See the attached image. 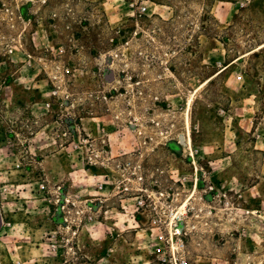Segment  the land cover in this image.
I'll return each mask as SVG.
<instances>
[{
    "label": "rangeland",
    "instance_id": "rangeland-1",
    "mask_svg": "<svg viewBox=\"0 0 264 264\" xmlns=\"http://www.w3.org/2000/svg\"><path fill=\"white\" fill-rule=\"evenodd\" d=\"M54 88L98 173L136 151L150 188L175 194L190 264H264V0H0V264H62L39 247L35 184L86 155L64 150ZM113 222L81 233L71 264H161L145 232Z\"/></svg>",
    "mask_w": 264,
    "mask_h": 264
},
{
    "label": "built area",
    "instance_id": "built-area-1",
    "mask_svg": "<svg viewBox=\"0 0 264 264\" xmlns=\"http://www.w3.org/2000/svg\"><path fill=\"white\" fill-rule=\"evenodd\" d=\"M146 10L145 5L138 8L140 15ZM63 51L61 49L60 53ZM60 94V89L54 88L44 104L45 109L49 112L53 108L51 100H60L67 113L62 110L57 123L65 126L63 136L69 142L68 146H61L71 158L84 153L86 164L82 161L85 167L78 170V162L71 160L67 177L53 184L44 179L36 182V198L46 204L45 212L51 224L41 237L39 247L62 264L75 263L79 260L78 238L81 233L86 232L93 237L98 228L112 229L108 222L113 220L117 229L145 232L150 244L155 245L152 251L161 264H190L184 210L182 206L171 204L175 194L150 188L143 155L136 151L118 155L112 175L98 173L96 167L106 166L104 160H98L103 158L102 152L94 148L91 139L86 137L84 129L69 112L73 105L69 102L68 91L64 90L62 96ZM171 178L176 183L182 181L179 175L173 174ZM113 198L119 200V208L115 210V217L114 214L110 217L114 210L109 208L108 202ZM1 219L2 229V216ZM27 263H32V260L17 262Z\"/></svg>",
    "mask_w": 264,
    "mask_h": 264
},
{
    "label": "crops",
    "instance_id": "crops-1",
    "mask_svg": "<svg viewBox=\"0 0 264 264\" xmlns=\"http://www.w3.org/2000/svg\"><path fill=\"white\" fill-rule=\"evenodd\" d=\"M57 168L62 169V168H63V165L59 164ZM68 172H70V171H68ZM64 173H65V174L62 176V178L60 177L61 179L67 177L68 174H69V173L66 174V172H64Z\"/></svg>",
    "mask_w": 264,
    "mask_h": 264
},
{
    "label": "water",
    "instance_id": "water-1",
    "mask_svg": "<svg viewBox=\"0 0 264 264\" xmlns=\"http://www.w3.org/2000/svg\"><path fill=\"white\" fill-rule=\"evenodd\" d=\"M1 222H2V219H1V215H0V230H1Z\"/></svg>",
    "mask_w": 264,
    "mask_h": 264
}]
</instances>
